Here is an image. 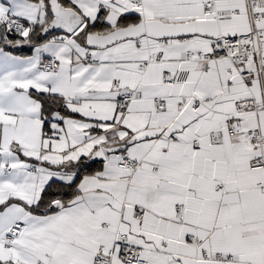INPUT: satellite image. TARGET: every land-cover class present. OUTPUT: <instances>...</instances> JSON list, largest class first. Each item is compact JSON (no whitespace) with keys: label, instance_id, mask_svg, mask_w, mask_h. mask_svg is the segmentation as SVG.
<instances>
[{"label":"crops","instance_id":"crops-1","mask_svg":"<svg viewBox=\"0 0 264 264\" xmlns=\"http://www.w3.org/2000/svg\"><path fill=\"white\" fill-rule=\"evenodd\" d=\"M67 1L82 26L30 38L27 55L6 36L5 18L27 21L23 40L52 15L31 0L0 3V237L16 220L27 226L12 246L0 239V264H95L99 256L124 264L118 233L149 264H264V170L250 169L264 155V110L237 112L242 102H264L258 64L212 57L213 41L251 29L247 0H213L212 9L204 0ZM230 9L237 14L217 19ZM101 17L104 26L88 30ZM258 26L264 33V20ZM46 58L60 62L57 73L40 69ZM116 80L143 94L123 117ZM32 92L58 97L70 113L46 115ZM229 120L236 133L225 129L212 144L209 132ZM256 129L259 148L242 137ZM116 151L136 169L119 168ZM95 155L99 167L80 177L71 200L43 212L47 187L72 184L82 159ZM219 254L238 260L213 259Z\"/></svg>","mask_w":264,"mask_h":264},{"label":"built area","instance_id":"built-area-1","mask_svg":"<svg viewBox=\"0 0 264 264\" xmlns=\"http://www.w3.org/2000/svg\"><path fill=\"white\" fill-rule=\"evenodd\" d=\"M128 1L135 6H142L143 4V0ZM204 1L208 8H213V0ZM39 5L44 7V1L39 0ZM247 7L248 12H250L249 16L251 23V29L249 32L230 37H222L213 41L214 46L212 57H227L231 60L234 66L244 65L252 61H256L258 64L259 75L264 92V33L258 26V24L264 20V0H247ZM236 14L237 11L230 9L216 12V17L219 20H223L232 18ZM5 25L10 33L19 35L25 28L26 22L25 19L20 16L9 15L5 20ZM190 39L191 38L189 37H185L182 39H177V41H189ZM21 43L23 47L29 45L27 40ZM137 44L138 46H141L142 42L139 40ZM195 56V53L190 54L191 58H194ZM39 66L44 72L55 74L59 71L60 62L56 58H46L40 62ZM166 80L169 83H173L177 81V78L168 73L166 75ZM112 88L116 93V113L121 117L127 114L131 103L134 100L141 98L143 95L139 89H127L122 85L120 80L114 81ZM241 105H239L237 109V112L239 113H243L246 110H264V102L257 105H253L250 102H242ZM156 106L159 109H163L165 107V101L158 99L156 101ZM225 129H227L230 134L236 133V129L232 121L229 120L226 125L209 132L210 142L212 144L222 143L225 140ZM242 137L251 147L259 148L263 143L261 133L257 129L243 132ZM114 157L117 159V166L119 168L127 171H134L136 169L137 162L129 158L128 154L124 151H116L114 153ZM250 169L264 170V155L251 161ZM177 209L182 211L184 210V207L183 205H177ZM142 215L143 211L140 209L137 213V217L141 218ZM26 227L27 226L24 221L16 220L7 227L4 236L0 237V239L5 242L6 245L12 246L14 244V239L22 235ZM117 241L123 244L121 260L124 264H149L143 253V250L138 246L129 243L127 235L118 233ZM213 259L222 260L225 262L238 260V258L234 255L224 254L216 255ZM95 264H112V257L99 256L95 259Z\"/></svg>","mask_w":264,"mask_h":264},{"label":"trees","instance_id":"trees-1","mask_svg":"<svg viewBox=\"0 0 264 264\" xmlns=\"http://www.w3.org/2000/svg\"><path fill=\"white\" fill-rule=\"evenodd\" d=\"M31 1H34V2H37V3L39 2V0H31ZM43 1L45 3L44 9H47V11H49L50 14L52 15V18H54L53 14L51 12L50 5H49V1L50 0H43ZM59 2L65 8H69V9H73V10L78 11L76 6L74 4L68 2L67 0H59ZM126 17H123L122 19L124 21H127L128 19H130V18H126ZM51 21H52V19L49 22L45 23L43 27H42V25L41 26H37V25L35 26L34 32L31 35V39H32L33 42L42 41L44 39H47V38L51 37L55 33H58V32H51L48 35H44L43 34V28L47 24H49ZM103 26H104V24H103V20H102V17H101V19L98 21L96 26L95 27H89L88 30H93L94 28L95 29H100ZM4 32H5V27H4ZM8 36L10 38H14V39H19L20 38L19 36H15V35H11V34H8ZM15 50H16L17 53L23 54V55H27V54L31 53L30 50H27V49H25V50L15 49ZM32 93H33V95L35 96L36 99L41 101V103L43 105V111H44V113L46 115H48V113L51 110H56V108H60L59 110H61L64 114H69L70 113L69 110H68V107H65L64 104H62L60 102L58 97L53 96V95H48V94H38V93H35V92H32ZM100 163L101 162H99V161L89 162L88 159L83 158L82 161L80 162L81 168L79 170L78 178L72 184H63V183L56 182V181L51 183L47 187V189L45 190V192L43 194V204H44V206L42 205L43 210H44L43 212H45L48 209V207L51 206L56 201H60L63 204L68 203L71 200V198L73 197V192H74L75 186L77 185L80 177L82 175H84L85 173H89L91 171L96 170L99 167Z\"/></svg>","mask_w":264,"mask_h":264},{"label":"water","instance_id":"water-1","mask_svg":"<svg viewBox=\"0 0 264 264\" xmlns=\"http://www.w3.org/2000/svg\"><path fill=\"white\" fill-rule=\"evenodd\" d=\"M49 5L51 12L54 16L53 20L49 23L50 26L47 30H43L44 35H48L51 32H66L68 34H74L84 23L83 17L73 9L65 8L59 0H50ZM46 25V26H47ZM45 26V27H46ZM47 26V27H48ZM97 155L89 159V162H95ZM61 202H54L47 212L60 208Z\"/></svg>","mask_w":264,"mask_h":264},{"label":"rangeland","instance_id":"rangeland-1","mask_svg":"<svg viewBox=\"0 0 264 264\" xmlns=\"http://www.w3.org/2000/svg\"><path fill=\"white\" fill-rule=\"evenodd\" d=\"M0 3H2L1 0H0ZM0 13H1V8H0ZM0 22H1V20H0ZM1 35H2V34H1ZM2 45L6 46V44H4V43H3Z\"/></svg>","mask_w":264,"mask_h":264},{"label":"bare ground","instance_id":"bare-ground-1","mask_svg":"<svg viewBox=\"0 0 264 264\" xmlns=\"http://www.w3.org/2000/svg\"><path fill=\"white\" fill-rule=\"evenodd\" d=\"M210 9V8H209Z\"/></svg>","mask_w":264,"mask_h":264}]
</instances>
